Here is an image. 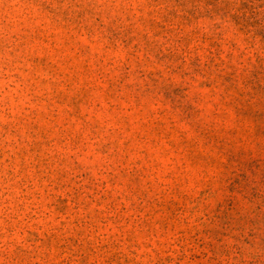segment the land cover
<instances>
[{
  "label": "rangeland",
  "instance_id": "1",
  "mask_svg": "<svg viewBox=\"0 0 264 264\" xmlns=\"http://www.w3.org/2000/svg\"><path fill=\"white\" fill-rule=\"evenodd\" d=\"M0 264H264V0H0Z\"/></svg>",
  "mask_w": 264,
  "mask_h": 264
}]
</instances>
